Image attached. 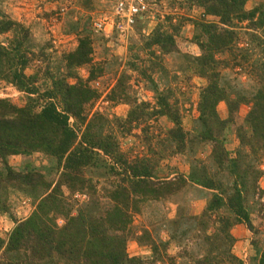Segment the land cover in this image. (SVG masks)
I'll return each mask as SVG.
<instances>
[{
	"label": "trees",
	"instance_id": "obj_1",
	"mask_svg": "<svg viewBox=\"0 0 264 264\" xmlns=\"http://www.w3.org/2000/svg\"><path fill=\"white\" fill-rule=\"evenodd\" d=\"M183 1L189 9L201 10L199 18L190 20L191 42L199 54L180 53L177 47L176 36L184 22L173 24L167 18L165 25L158 22L142 34L137 27L143 18L137 19L133 26L138 30L137 40L129 44L124 64L142 79L154 103L138 102L131 96L130 76L122 70L106 98L110 104L129 106L124 117L91 112L101 94L90 82L102 75L103 68L92 61L95 38L88 26L70 25L77 45L62 57L65 72L59 64L53 71L46 67L41 75L40 68L26 74L25 69L35 66L38 59L26 43L28 31L0 10V34H14L9 47L0 44V82L25 94L22 106L0 98V216L14 220L7 236H0V264H174L166 250L179 240L176 233L185 222V232L195 230V236L209 244L197 264H243L231 251L235 241L231 229L245 224L256 234L250 212L264 210L261 202H255L257 208L248 203L256 194H264L258 184L264 176V0L250 9L245 7L247 0ZM84 4L89 7L87 0ZM105 36L122 39L129 34L122 36L113 29ZM166 55L181 59L173 72L164 64ZM82 67L87 69L86 79L77 74ZM185 71L206 80L191 129L183 126L182 104L170 85ZM226 71L243 74L248 82L230 81ZM74 77V83L68 81ZM221 102L227 111L224 118L217 111ZM241 105L248 106V111L238 122ZM161 117L169 124L156 128L154 123ZM134 128H140L147 142L146 153L129 158L119 138ZM230 131L239 142L233 156L225 147ZM206 143L211 145V159L188 160L186 178L179 175L165 182L155 178L160 161L193 156ZM33 153L48 159L45 173L28 160L20 169L9 163L12 155ZM93 179L106 181L109 206L101 201L98 182ZM185 181L198 187V197L205 199L202 211L190 215L186 202L173 200L174 216L164 220L162 216L172 232L167 240H155L156 227L134 235L132 213H140L148 201L177 197ZM14 194L28 196L33 204L22 220L13 217ZM75 194L86 199L75 200ZM211 223L216 224L215 232L204 237ZM132 237L150 248L148 258L127 253ZM262 242L263 238L251 240L255 252L249 264H264Z\"/></svg>",
	"mask_w": 264,
	"mask_h": 264
},
{
	"label": "rangeland",
	"instance_id": "obj_2",
	"mask_svg": "<svg viewBox=\"0 0 264 264\" xmlns=\"http://www.w3.org/2000/svg\"><path fill=\"white\" fill-rule=\"evenodd\" d=\"M86 0H0V10L3 15L14 22H17L28 31L26 43L31 47V50L37 54V60H35L32 67L25 69L26 74L35 72L39 69L41 75L46 67L49 66L53 71L56 66L61 64V70L65 72L63 67L62 57L65 53L73 50L77 45V36L74 32H70V25L80 24L88 26L95 38L92 46V61L99 63L103 68L102 75L98 76L95 80L90 82L92 88L97 89L100 92V98L96 101L91 109V112L96 110L106 112L107 114L124 117L129 109V106L125 103L110 104L106 95L110 93L111 89L116 83V79L122 70L129 74V80L127 84L130 86L129 93L131 96L136 97L137 101H147L153 104V95L150 91L146 90L143 86L142 79L132 72L127 65L124 64L128 59V46L132 42L137 40L138 30L133 28L127 38H115L102 35L95 32L92 27V23L103 14L109 11V0H87L89 7L84 2ZM152 3L153 17L151 19H142L141 27H137L142 34H148L158 22L166 24V19L170 18V22L173 24L184 22L181 26L179 34L176 36V44L180 53H187L191 55H198V47L191 42L193 34V24L190 20L199 18L201 10L198 7L192 6L190 9L185 5L183 0H150ZM259 0H247L245 7L250 9ZM213 19L212 17H209ZM246 22L242 23L246 26ZM21 34V31L20 33ZM14 34L9 31L0 34V44L5 47H9V42L13 38ZM102 36V37H101ZM35 54V55H36ZM141 57H146L144 53L140 54ZM115 60V62H114ZM181 59L174 55H166L164 57V64L170 72L175 71L179 65ZM227 78L230 81L234 79L248 82L245 75L239 76L234 72L226 71ZM78 76L83 79L87 78L88 72L85 67L77 70ZM179 77L175 82H169L174 88V97L182 104L180 111L183 113V126L185 129H191V122L194 117L197 116V102L199 98L200 88L206 84V80L192 74L190 71L178 73ZM76 78H68V81L74 83ZM43 82V81H42ZM0 98L9 99L11 103L22 106L25 102V94L13 85L5 82H0ZM217 111L220 117H226L227 111L223 102L217 105ZM248 106L241 105L236 113V120L240 122L246 112ZM153 124V123H151ZM156 128L166 127L168 121L161 117L155 123ZM152 132L156 130L151 129ZM150 131V132H151ZM225 147L227 148L230 156H233L235 150L239 146V142L233 131L227 132ZM120 148L122 151L128 154L129 158L146 153L147 142L143 139V134L140 132V128H134L131 133L125 137H120ZM211 151L210 143H206L198 147L193 156L176 155L168 157L160 161L158 168L156 169L155 178L160 182H165L172 178H177L179 175L187 177L189 171V163L187 162L191 158H197L201 162H207L211 158L209 157ZM30 162L39 172L45 173L49 165L48 159L40 154L33 153L32 155L21 156L12 155L9 157V163L15 169H20L25 162ZM263 167V166H262ZM47 178H49L47 176ZM176 179V180H177ZM94 182H98L97 187L99 194L101 195V201L106 204L108 199L104 192L106 181L104 179H93ZM260 188L264 189V176L258 181ZM108 187V185L106 186ZM198 187L192 185L190 182L185 181L180 186L179 194L173 199L161 198L160 201H148L144 207L140 210V213H132L131 228L134 231V235L140 234L142 229L153 230V227L157 228V233L153 237L155 240L165 241L168 239L170 230L165 226L164 219L172 218L175 214L176 204L173 200H183L189 207L190 215H197L194 213V209L197 208L198 203L204 202L205 199L199 196ZM66 195L68 192L66 191ZM14 201L13 217L16 220H22L26 218L33 210V204L28 196L24 194H14L12 196ZM73 198L78 201H84L85 195L75 194ZM256 201L261 202L264 208V194L260 196L256 194L253 198H250L248 203L257 208ZM192 206V207H191ZM194 206V207H193ZM132 210V209H131ZM194 211V212H193ZM202 211V210H201ZM163 216V220H162ZM252 224L255 227L256 234L250 231L245 224H237L231 229V233L235 236L234 244L231 248L232 253L243 262V264H249V258L253 256L255 250L251 244L253 238H263L262 245L264 247V210H251L250 212ZM61 222V221H60ZM213 223V222H212ZM208 227L204 233V237L213 236L215 232L216 224ZM14 226V220L9 215L0 216V236L5 238ZM179 231L176 235L179 237L178 241H172L167 247V254L171 256L174 264H197L196 259L202 257L206 252L205 248L209 245L207 241L195 236V230L186 231V222L181 224ZM181 232H185L181 235ZM183 234V233H182ZM127 242L126 251L130 256H141L148 258L151 255L149 247L138 244L137 240L132 237ZM241 240V241H239ZM199 248V250H198ZM204 249V250H203Z\"/></svg>",
	"mask_w": 264,
	"mask_h": 264
},
{
	"label": "built area",
	"instance_id": "obj_3",
	"mask_svg": "<svg viewBox=\"0 0 264 264\" xmlns=\"http://www.w3.org/2000/svg\"><path fill=\"white\" fill-rule=\"evenodd\" d=\"M109 11L100 15L93 23L95 32L108 35L113 29L120 34H129L139 18L153 17L152 3L149 0H109Z\"/></svg>",
	"mask_w": 264,
	"mask_h": 264
},
{
	"label": "crops",
	"instance_id": "obj_4",
	"mask_svg": "<svg viewBox=\"0 0 264 264\" xmlns=\"http://www.w3.org/2000/svg\"><path fill=\"white\" fill-rule=\"evenodd\" d=\"M203 205H204V202H203V203L201 202V204L198 203L197 208L194 209L195 212H194V211H193V212H194V213H196V212H198V213L201 212V210L203 209ZM191 207H192V206H191ZM193 207H194V206H193ZM239 241H241V240H239Z\"/></svg>",
	"mask_w": 264,
	"mask_h": 264
}]
</instances>
